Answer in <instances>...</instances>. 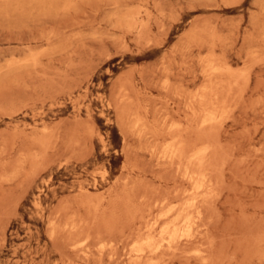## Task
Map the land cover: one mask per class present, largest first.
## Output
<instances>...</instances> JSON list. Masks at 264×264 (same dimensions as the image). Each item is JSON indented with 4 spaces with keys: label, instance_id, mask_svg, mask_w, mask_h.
<instances>
[{
    "label": "rangeland",
    "instance_id": "1",
    "mask_svg": "<svg viewBox=\"0 0 264 264\" xmlns=\"http://www.w3.org/2000/svg\"><path fill=\"white\" fill-rule=\"evenodd\" d=\"M0 264H264V0H0Z\"/></svg>",
    "mask_w": 264,
    "mask_h": 264
},
{
    "label": "bare ground",
    "instance_id": "2",
    "mask_svg": "<svg viewBox=\"0 0 264 264\" xmlns=\"http://www.w3.org/2000/svg\"><path fill=\"white\" fill-rule=\"evenodd\" d=\"M79 1V0H78ZM236 76V75H235ZM205 117V116H204ZM204 119V118H203ZM208 122H210V121H208ZM165 127V126H164ZM171 131V130H170ZM172 132V131H171ZM203 137V136H202ZM175 138V137H174ZM181 144V143H180ZM177 145V144H176ZM179 147H180V145H179ZM172 148V147H171ZM183 151V150H182ZM184 152V151H183ZM199 153H200V151H199ZM201 155V154H200ZM197 156V155H196ZM175 157V156H174ZM207 157V156H206ZM198 159V158H197ZM204 162V161H203ZM188 169V168H187ZM205 172V171H204ZM201 179V178H200ZM198 182V181H197ZM205 185V184H204ZM195 186V185H194ZM200 187H202L201 186V184H196V186H195V188L196 189H198L199 190V188ZM204 191V190H203ZM190 196V195H189ZM179 211V210H178ZM156 222V221H155ZM190 223V222H189ZM173 226H174V224H173ZM153 227V226H152ZM193 227V226H192ZM150 228V227H149ZM164 230V229H163ZM168 230V229H167ZM170 230V229H169ZM192 229H190V231H191ZM149 232V231H148ZM152 232V231H151ZM168 232V231H167ZM163 234V233H162ZM170 234V233H169ZM186 234V233H185ZM151 235V234H150ZM190 235L191 234H187V236H189L190 237ZM153 236V235H152ZM148 237V236H147ZM186 237V236H185ZM173 236H170L169 237V239H168V241H167V247L168 248H170V247H172L173 245H172V242H173ZM139 241V240H138ZM148 244V243H147ZM142 249H144V248H142ZM153 249V248H152ZM132 252V251H131ZM146 252V251H145ZM89 256V255H88ZM85 257V256H84Z\"/></svg>",
    "mask_w": 264,
    "mask_h": 264
}]
</instances>
